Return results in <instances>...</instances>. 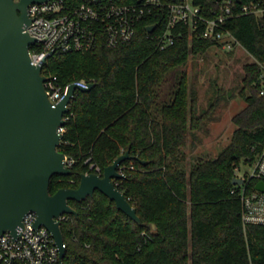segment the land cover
Masks as SVG:
<instances>
[{"label":"trees","instance_id":"1","mask_svg":"<svg viewBox=\"0 0 264 264\" xmlns=\"http://www.w3.org/2000/svg\"><path fill=\"white\" fill-rule=\"evenodd\" d=\"M156 21L140 23L129 43L57 54L45 66L44 74L57 76L63 87L81 80L94 84L77 90L70 104L59 150L72 174L54 176L51 193L77 188L81 174L102 173L129 149L137 158L122 163L125 178L115 184L141 224L100 191L70 201L78 216L66 214L62 221L63 264H264V227L244 226L242 202L232 193L237 167L254 156L253 148L264 146L261 66L244 65L239 86L247 104L233 118L230 144L187 170L184 149L203 116L195 114V91L180 69L213 43L179 33L162 50L155 35L163 26L148 33V24ZM228 28L249 57L264 63V15L238 16ZM172 72L177 73L172 93L160 100L159 86Z\"/></svg>","mask_w":264,"mask_h":264},{"label":"water","instance_id":"2","mask_svg":"<svg viewBox=\"0 0 264 264\" xmlns=\"http://www.w3.org/2000/svg\"><path fill=\"white\" fill-rule=\"evenodd\" d=\"M47 1L0 0V237L8 230L17 237L25 217L34 212L35 227H45L52 233L64 260L67 244L60 217L78 216L70 201L82 202L100 191L132 220L142 221L115 184V180L125 178L122 163L136 158L130 149L102 173L81 174L77 188H60L54 194L50 191L54 176L72 174L68 157L59 150L70 104L77 90L89 91L94 84L82 87L71 83L60 102L51 101L44 65L33 64L30 56L37 40L27 31L32 22L29 6ZM154 29L151 26L148 32ZM243 182L236 177L232 180L233 185Z\"/></svg>","mask_w":264,"mask_h":264},{"label":"built area","instance_id":"3","mask_svg":"<svg viewBox=\"0 0 264 264\" xmlns=\"http://www.w3.org/2000/svg\"><path fill=\"white\" fill-rule=\"evenodd\" d=\"M28 12L32 22L27 31L37 40L30 48V56L33 64L44 65V74L54 55L88 52L101 43L115 48L132 41L140 23L155 19L147 28L155 26V32L158 25L163 26L164 30L155 35L162 50L174 45L181 33L190 40H208L231 52L243 46L228 28L229 22L241 15L263 16L264 0H48L31 4ZM252 58L262 69L264 96V63ZM45 76L51 101L60 102L70 84L63 87L57 76ZM74 83L82 87L90 84L86 80ZM253 152L254 156L246 159L253 171L241 176L237 167L235 177L244 182L234 185L232 193L242 202L244 226L264 227V146L253 148ZM65 218L63 215L60 220ZM36 220L37 214L31 212L24 226L18 228L17 237L9 230L0 237V264H63L52 233L45 227L36 228Z\"/></svg>","mask_w":264,"mask_h":264},{"label":"rangeland","instance_id":"4","mask_svg":"<svg viewBox=\"0 0 264 264\" xmlns=\"http://www.w3.org/2000/svg\"><path fill=\"white\" fill-rule=\"evenodd\" d=\"M253 62L243 47L231 52L212 46L205 53L191 55L188 63L180 69L189 78L190 89L195 91V114L203 116L197 127L190 130L186 153V167L190 170L195 161L203 157L215 158L232 141L236 126L233 118L246 106L241 93L244 65ZM172 72L159 86L160 100L172 93L176 81ZM218 97V98H217ZM212 98L218 104L212 110ZM253 171V165L242 160L239 174L244 176Z\"/></svg>","mask_w":264,"mask_h":264}]
</instances>
